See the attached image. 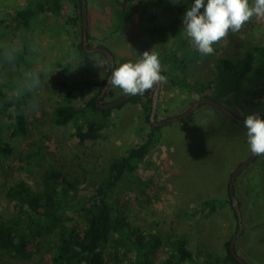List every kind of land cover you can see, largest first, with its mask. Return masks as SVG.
<instances>
[{"label": "rangeland", "instance_id": "1", "mask_svg": "<svg viewBox=\"0 0 264 264\" xmlns=\"http://www.w3.org/2000/svg\"><path fill=\"white\" fill-rule=\"evenodd\" d=\"M36 2L0 0V21L4 24L0 25V90L10 97L17 95L16 91L10 90V80H15L18 73L12 60L14 52L21 51L22 47L19 37L14 39L7 33L4 35L3 27L11 20L13 13L34 7ZM77 3V0H62L60 16H34L28 24L30 44L26 59L34 67L35 73L23 64L20 66L19 81L31 94L23 107L29 134L27 138H12L9 131H3V138L13 147L14 153L7 160L0 159V221L11 216L12 210L4 192L14 180L28 179L29 184L35 185L41 182L44 171L57 168L69 173L71 178H78L80 191L85 193L90 191L91 183L94 185L100 180L112 157L123 156L128 148L148 139L150 128L142 121L141 109L131 104L114 110L110 127L101 133L97 142L85 146L72 137V125L65 128L53 125L51 112L60 102L59 81L66 80L72 84L109 79L110 66L99 68L94 61L106 57L96 54L91 61L79 58L76 45L82 42L80 27L71 23L72 17L77 14ZM86 3L87 29L91 37L87 46L90 44L92 50L99 46L108 50L113 56L114 68L128 60H136L144 51L159 54L161 49L164 53L169 52L177 39L185 38L181 33L186 11L182 15L174 13L171 16L170 20H178V24L166 26L161 43L159 38L148 43L149 17L153 13L151 0L129 1V13L124 15L120 13L121 6L117 5L116 0H86ZM119 3H123V0ZM157 32L159 36V30ZM256 45H264V21L253 20L239 33H230L223 44L216 46L215 55L201 57L196 65L189 68L187 81L208 83L219 59L237 62ZM4 62L6 70L2 69ZM155 90H152L153 97ZM97 93V90L80 91L74 103L81 106ZM125 96L119 88H108L104 94L101 93L98 107L113 104ZM203 96H210L213 100L209 91H203ZM199 99V93L192 89L180 90L169 82L159 85L155 122L178 116ZM230 102L232 106L223 105L224 108L245 120L249 115L247 112L261 116L258 109L262 106L254 110L252 104H264V96L252 102L244 98H231ZM209 108L205 106L197 112L191 130L177 122L162 128L155 127L160 128L156 134L159 142L140 164L136 172L140 181L131 184L126 200L130 204L128 214L133 228L161 236H184L188 249L199 263H203L207 254L225 255L227 245L236 235L238 223L228 203V186L238 167L252 155L246 142L244 124H235L234 120L228 119L225 123L221 122L213 113L207 115L206 111H211ZM8 123L7 118L0 117L1 126ZM42 147L45 155L42 168L28 178V174L22 170L26 165L22 161L24 150ZM249 166L235 181L242 233L234 247L236 255L246 264H264V156H259ZM204 201L212 202L211 206L216 207L217 211L208 218H204L205 213L201 214L202 217L199 212L192 217L191 212L194 213ZM51 255V248H43L27 264H53ZM0 264L17 263L4 258Z\"/></svg>", "mask_w": 264, "mask_h": 264}, {"label": "trees", "instance_id": "2", "mask_svg": "<svg viewBox=\"0 0 264 264\" xmlns=\"http://www.w3.org/2000/svg\"><path fill=\"white\" fill-rule=\"evenodd\" d=\"M77 1L75 6L77 14L72 17L71 23L79 25V37L82 42L77 44L76 48L81 60L91 61L96 54L104 55L100 52H90L92 50L90 44L87 49L84 48L82 1ZM129 1L137 0H123V3L116 0L117 5L121 6V12H118L122 15L129 13L127 8ZM193 3L194 0H151L153 13L149 17L150 36L147 42L159 38L161 43L166 26L171 23L178 24V20H170L171 16L174 13L184 14ZM33 6L13 13L11 20L3 27L4 35L7 33L14 39L19 37L22 47L21 51L14 52L12 60L18 73L15 80H10V90L16 91L17 95L10 97L0 90V117L9 120L5 126L0 124V159L4 160L14 153L13 147L3 138L4 129L10 132L12 138H27L29 134L23 107L27 104V99L31 98V94L23 88V82L19 81L21 65L24 64L28 70L35 73L34 67L26 59L29 56L30 44L27 35L28 24L34 16L53 14L58 17L63 8L62 0H37ZM1 23L3 24V21H0V25ZM23 33L24 35H19ZM87 41H91L89 35ZM159 47H162L161 44ZM159 56L167 82L180 90L197 91L200 101L212 100L210 96H203V91H209L213 100L223 108V105L232 106L231 98H244L252 102L253 99L264 96V45L251 47L237 62L219 59L213 70L212 79L206 84L187 81V71L201 60V56L185 38L177 39L174 48L169 52L164 53L160 49ZM2 69L6 70L5 62ZM107 80L72 84L66 80L59 81L57 86L60 102L51 112L53 125L56 128L72 125L74 128L72 137L77 139L80 145L85 146L87 143L97 142L101 133L110 127L111 113L114 110L131 104L141 109L142 121L150 128L148 139L144 143L128 148L123 156L112 157L100 180L94 185L91 183L90 191L85 193L80 191L78 178H71L69 173L57 168L44 171L41 182L35 185L29 184L28 179L14 180L4 192L6 202L12 211L9 218L0 221V260L6 258L17 264H27L43 248L49 247L52 249L50 257L53 264H241L231 254L229 244L225 255L207 254L203 263H199L188 249V241L184 236L144 233L139 228L131 226L128 214L130 204L126 201L131 191L130 186L140 181L136 177V172L143 160L156 148L159 142L156 134L162 127L155 128L150 120L152 91H147L142 96H132L125 103L113 108L105 110L99 108L97 99ZM85 90H97L98 93L81 106L76 105L74 103L76 94ZM110 96L113 97V94L110 93ZM205 106L211 109L206 111L207 115L213 113L224 123L227 119L232 120L219 108L206 104L177 123L191 130L197 112ZM259 106H262L258 109L261 112L260 117L264 118V104H252L254 110ZM234 123L239 124L235 121ZM44 157L43 147L37 150L33 148L24 150L22 161L26 165L22 170L28 174V178L41 170ZM258 158L259 156L253 162ZM228 203L232 207L230 196ZM211 204L213 203L210 201H204L190 215L195 217V213L199 212L200 215L205 213L204 218L210 217L217 211Z\"/></svg>", "mask_w": 264, "mask_h": 264}, {"label": "clouds", "instance_id": "3", "mask_svg": "<svg viewBox=\"0 0 264 264\" xmlns=\"http://www.w3.org/2000/svg\"><path fill=\"white\" fill-rule=\"evenodd\" d=\"M203 9V11H201ZM253 20L264 21V0H194L183 17L182 35L204 58L216 54L230 33H239ZM95 66H110L107 58L94 59ZM164 66L155 51H144L111 71L107 88H119L125 95H144L167 82ZM246 142L255 156H264V118L249 114L244 120Z\"/></svg>", "mask_w": 264, "mask_h": 264}, {"label": "water", "instance_id": "4", "mask_svg": "<svg viewBox=\"0 0 264 264\" xmlns=\"http://www.w3.org/2000/svg\"><path fill=\"white\" fill-rule=\"evenodd\" d=\"M82 1V28H83V46L85 49H87V44H88V29H87V3L86 0H81ZM90 52H100L102 53L109 61H110V72L112 71V69L114 68V59L113 56L111 55V53L106 50L105 48H97V49H93ZM111 76V73H110ZM109 76V78H110ZM109 80V79H108ZM108 81L102 91V94H104V92L108 89ZM158 92H159V86L156 88L155 92H154V97H153V105H152V113H151V122L153 124L154 127H161V126H167L170 124H173L175 122H178L182 119H185L187 117H189L191 114H193L199 107L206 105V104H210L213 105L217 108H219L225 115H227L228 117H230L232 120H234L235 122L239 123V124H244V120L236 117L235 115H233L231 112H229L227 109L223 108L219 103L215 102L214 100L211 99H205L202 101H198L196 103H194L187 111H185L183 114L171 118V119H167L165 121H161L156 123L155 122V107H156V101H157V96H158ZM132 96L131 95H127L125 97H123L122 99H120L118 102H115L113 104L110 105H106V106H101V109L105 110L108 108H113L116 107L120 104L125 103L128 99H130ZM100 101V97L97 99V105L99 104ZM258 156L255 155H251L249 158L246 159V161L240 165V167H238V169L236 170V172L232 175L231 180H230V184H229V196L230 199L232 201V208L236 214L237 220H238V228H237V232L235 237L232 239V241L229 244V250L231 252V254L234 256V258L241 264H246L244 261H242L241 259H239V257L236 255L235 252V242L239 239L241 233H242V227H241V217H240V213H239V203L238 200L236 198L235 195V181L238 177V175L247 167L249 166Z\"/></svg>", "mask_w": 264, "mask_h": 264}, {"label": "flooded vegetation", "instance_id": "5", "mask_svg": "<svg viewBox=\"0 0 264 264\" xmlns=\"http://www.w3.org/2000/svg\"><path fill=\"white\" fill-rule=\"evenodd\" d=\"M110 73H111V72H110ZM109 76H110V74H109ZM126 96H127V95H126ZM184 112H185V111H184ZM184 112L180 113L179 115L183 114ZM179 115H178V116H179ZM176 117H177V116H176ZM228 192H229V191H228Z\"/></svg>", "mask_w": 264, "mask_h": 264}, {"label": "bare ground", "instance_id": "6", "mask_svg": "<svg viewBox=\"0 0 264 264\" xmlns=\"http://www.w3.org/2000/svg\"><path fill=\"white\" fill-rule=\"evenodd\" d=\"M187 110V109H186ZM250 167V166H249ZM245 170V169H244ZM239 178V177H238Z\"/></svg>", "mask_w": 264, "mask_h": 264}]
</instances>
